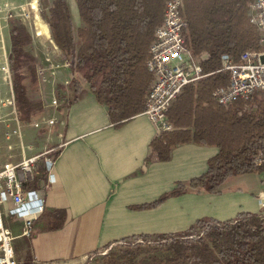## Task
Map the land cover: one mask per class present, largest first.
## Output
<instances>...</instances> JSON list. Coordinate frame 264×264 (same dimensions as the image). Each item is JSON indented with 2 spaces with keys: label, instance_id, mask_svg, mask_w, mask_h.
Here are the masks:
<instances>
[{
  "label": "trees",
  "instance_id": "obj_1",
  "mask_svg": "<svg viewBox=\"0 0 264 264\" xmlns=\"http://www.w3.org/2000/svg\"><path fill=\"white\" fill-rule=\"evenodd\" d=\"M167 1L76 0L83 23L79 29L74 27L68 0L53 2L47 24L71 70V104L88 85L116 125L146 111L152 84L146 62ZM253 1L184 0L185 45L195 56L209 54L202 63L209 75L188 85L172 105L169 118L176 129L154 137L148 162H166L179 144L215 146L219 153L209 159L205 174L179 183L148 207L190 191L220 195L230 177L257 172L251 157L264 150V93L249 101L237 100L230 108L218 104L212 94L230 82L227 73H218L223 54L239 60L262 49L259 32L249 19ZM31 42L25 26L10 27L12 87L17 113L24 120L44 107L42 101L29 98L25 84L26 79L31 84L38 81L36 57L26 50ZM140 237L144 243L137 242ZM117 244L128 248L109 253L105 264H264V215L243 212L225 221L201 218L182 233L132 236Z\"/></svg>",
  "mask_w": 264,
  "mask_h": 264
},
{
  "label": "crops",
  "instance_id": "obj_2",
  "mask_svg": "<svg viewBox=\"0 0 264 264\" xmlns=\"http://www.w3.org/2000/svg\"><path fill=\"white\" fill-rule=\"evenodd\" d=\"M68 5L74 27L79 29L83 23L76 0H68ZM52 98L44 103L41 113L37 112L39 116L32 118L33 127L43 115H49L47 106ZM78 98L73 104L68 102L63 114L51 108V112L59 114V129L51 149L57 156L53 166L55 181L45 193V214L27 235L21 221L6 218L14 234L16 256L22 264L78 263L93 252L132 236L182 233L197 219L225 221L243 212L260 213L258 196L262 191L251 196L242 190L228 193L226 189L238 188L242 174L225 181L221 195L190 191L148 207L179 183L205 174L208 161L219 153L218 148L179 144L166 162H148L151 142L158 134L144 112L116 125L88 85ZM11 114L14 127L10 133L16 128L15 120L20 122L17 106L16 113L12 108ZM51 126L41 124L35 128L39 131ZM10 145L13 150H9ZM14 148L10 142L2 151L0 144V164L7 161L10 153L17 161L23 159L14 153ZM40 154L34 149L24 156ZM40 171L45 178L44 159Z\"/></svg>",
  "mask_w": 264,
  "mask_h": 264
},
{
  "label": "built area",
  "instance_id": "obj_3",
  "mask_svg": "<svg viewBox=\"0 0 264 264\" xmlns=\"http://www.w3.org/2000/svg\"><path fill=\"white\" fill-rule=\"evenodd\" d=\"M183 6L184 0L166 2L164 19L156 29L155 40L146 62V68L152 75V84L147 94L144 114L155 125L158 135L176 129L170 121L169 112L184 89L209 75L204 73L202 66L209 54L205 52L199 57L195 56L185 45L184 32L188 24L183 17ZM249 19L259 32L262 49L260 52H247L239 60L229 54L222 55L223 66L218 73H227L230 82L227 87H220L212 94L215 101L226 108H230L237 100L249 101L255 94L264 93V0H254L250 4ZM10 105L16 113L14 95ZM51 107L54 110L60 107L56 96H53L51 104L47 106ZM57 121V115L45 114L35 127L41 124L51 126ZM15 122L16 128L10 133V137L22 138L20 122L18 119ZM9 150H13V145H10ZM52 152L53 150L38 156H23L21 161H17L10 153L7 161L0 164V264H22L16 256L14 234L7 225L6 218H16L23 223L24 234L32 233L33 224L45 214V193L55 181L53 166L57 156ZM43 159L47 171L45 178L40 171ZM251 161L263 179V190L258 196V202L260 213L264 215V150L253 155ZM37 184L41 189L37 188ZM137 242L144 243V239L140 238Z\"/></svg>",
  "mask_w": 264,
  "mask_h": 264
},
{
  "label": "rangeland",
  "instance_id": "obj_4",
  "mask_svg": "<svg viewBox=\"0 0 264 264\" xmlns=\"http://www.w3.org/2000/svg\"><path fill=\"white\" fill-rule=\"evenodd\" d=\"M37 1V12L47 24L50 10L55 0ZM32 3V0H0V53L2 54V57L0 55V64H2V58H4V63L0 65V144L2 151L10 142L14 144V153L20 154L19 157L24 156V154L29 156L34 149L39 153L51 151L55 147L53 138L56 136L55 132L59 129V123L57 122L58 124L51 127H42L38 131V128L32 126V118L34 117L35 119L39 116L38 114L29 120L21 118L20 125L23 137H9V133L12 127H14V122L11 119L14 115L11 114L12 106L10 105L13 96L12 72L9 69L8 62L11 52L10 27L12 25L25 26L32 36V44L28 45L26 50L33 57H36L35 64L38 71V81L35 84H31L30 79L25 80V84L28 86L29 98L34 102L42 101L46 103L55 95L60 104V107L56 111L59 114H63L62 111H64L68 102H71L73 98V92L68 88V82L72 77L71 70L65 57L62 56L61 51L57 48L58 46L54 43L52 36L51 39L47 40L37 35ZM47 26L49 27L48 24ZM23 72L29 74L27 69H24ZM51 108H47L50 110H48L49 115H57L58 119L59 114L51 112ZM240 178L238 188H231L230 186L226 188L230 191L228 193H238V191L242 190L252 196L257 195V193L263 190V179L258 172L245 173ZM126 248L128 247L116 244L111 248L99 251L97 255L89 256L84 261L70 264H105L109 253L120 254Z\"/></svg>",
  "mask_w": 264,
  "mask_h": 264
},
{
  "label": "bare ground",
  "instance_id": "obj_5",
  "mask_svg": "<svg viewBox=\"0 0 264 264\" xmlns=\"http://www.w3.org/2000/svg\"><path fill=\"white\" fill-rule=\"evenodd\" d=\"M32 1H33L32 10H34V15H35L34 19H35L36 33H37L38 36H42V37L46 38L47 40L51 39V30L47 26L46 22L43 21L41 15H39V13L37 12V9H38L37 3H38V1L37 0H32ZM0 55L2 57L1 53H0ZM2 60H3V62H2V64H3L4 63V58H2ZM2 64H0V65H2Z\"/></svg>",
  "mask_w": 264,
  "mask_h": 264
}]
</instances>
